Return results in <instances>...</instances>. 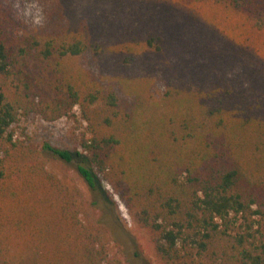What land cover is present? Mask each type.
Wrapping results in <instances>:
<instances>
[{
    "label": "trees",
    "instance_id": "1",
    "mask_svg": "<svg viewBox=\"0 0 264 264\" xmlns=\"http://www.w3.org/2000/svg\"><path fill=\"white\" fill-rule=\"evenodd\" d=\"M143 1L145 38L118 52L123 65L160 74L163 110L129 108L113 90L68 78L63 60L103 51L84 33L21 38L0 10V264H122L95 205L49 171L43 151L74 156L12 129L21 113L56 121L77 119L76 109L88 164L79 174L105 193L103 174L162 264H264V0H172L195 18L198 7L221 11L230 28L207 22L199 44L187 25L168 28L165 0ZM49 69L50 97L36 102Z\"/></svg>",
    "mask_w": 264,
    "mask_h": 264
},
{
    "label": "rangeland",
    "instance_id": "2",
    "mask_svg": "<svg viewBox=\"0 0 264 264\" xmlns=\"http://www.w3.org/2000/svg\"><path fill=\"white\" fill-rule=\"evenodd\" d=\"M143 2V0H0V10L5 14L7 23H10L12 33L21 38L54 30L67 35L74 32L84 33L93 42L100 43L103 51L98 56L87 52L80 57L63 60L62 69L68 78L98 83L113 90L129 108L153 111L157 107H162L163 110L162 99L166 87L160 74L143 68L140 62L136 65H123L118 52L119 44L123 41L129 42L133 38L139 39L140 42L144 40V35L138 30L142 18L140 10L144 11ZM164 2L167 4L166 7H169L168 13L171 14L168 28L175 32L180 26L177 24L180 23L184 27L187 25L188 36L193 40L197 38L195 40L197 44L201 40L207 41L210 33L203 32V29L205 31L207 29V22L212 26L214 23L218 24L222 30L230 28L219 10L215 12L210 7H198L201 13L197 12L198 16L195 18L193 12L196 11L189 3L182 2L183 5H176L172 0ZM189 19H195L197 25L190 24ZM44 76L45 86L35 97L33 96L36 102L50 97L46 85L48 80L53 81L56 78L51 69ZM75 111L77 119L64 117L56 121H48L38 111H33L28 116L21 113L12 129L17 138L28 140L36 147L43 148L48 143L54 148L67 150L74 156L73 162H66L51 151H43L49 171L62 179L72 180L82 189L87 201L95 205L100 220L108 227L112 251L119 256L122 264H162L149 235L135 222L122 197L103 174L97 173L105 193L92 190L79 174L77 164L85 160L81 140L86 124L80 119L79 110ZM11 249L13 251L14 246ZM12 258L9 257L8 260L14 262L16 258L14 261Z\"/></svg>",
    "mask_w": 264,
    "mask_h": 264
}]
</instances>
